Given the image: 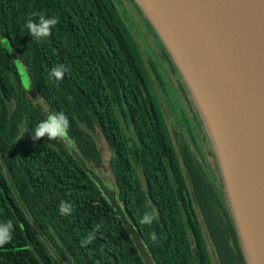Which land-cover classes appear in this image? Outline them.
Listing matches in <instances>:
<instances>
[{"label":"trees","instance_id":"trees-1","mask_svg":"<svg viewBox=\"0 0 264 264\" xmlns=\"http://www.w3.org/2000/svg\"><path fill=\"white\" fill-rule=\"evenodd\" d=\"M40 12L59 23L37 41L25 24ZM0 36L30 84L29 92L0 44V223H13L12 240L0 246V264H144L76 154L105 184L112 182L155 264H210L195 209L185 199L180 162L198 188L203 173L186 147L178 156L149 68L113 1L0 0ZM57 64L69 68L62 81L48 78ZM60 111L75 146L33 141L35 126ZM97 134L107 145V163ZM61 200L73 205L70 215L60 214ZM153 209L157 218L141 224ZM101 223L96 239L81 246Z\"/></svg>","mask_w":264,"mask_h":264},{"label":"water","instance_id":"water-1","mask_svg":"<svg viewBox=\"0 0 264 264\" xmlns=\"http://www.w3.org/2000/svg\"><path fill=\"white\" fill-rule=\"evenodd\" d=\"M133 1L204 125L245 264H264V0ZM75 156L116 204V192Z\"/></svg>","mask_w":264,"mask_h":264},{"label":"flooded vegetation","instance_id":"flooded-vegetation-1","mask_svg":"<svg viewBox=\"0 0 264 264\" xmlns=\"http://www.w3.org/2000/svg\"><path fill=\"white\" fill-rule=\"evenodd\" d=\"M154 43L156 42L154 41ZM156 45L160 51L159 54L161 62L166 66V69H163L162 66L156 62L150 61L149 67L151 72L155 75V79L158 84L162 85L159 81L157 70L154 65H156V67L158 66L160 70H163L167 74L169 81L168 86L173 93L174 85L172 81L175 80L177 82V87L182 92L191 115V122H188L187 118L182 115L183 120H185V123H183L184 126L191 131L190 139L187 140L176 133H174L173 136L170 128H168L172 141L176 147V151L178 152V156L180 158L182 157L181 149L186 147L189 153L192 155L194 162H196V167L203 173L201 177L202 180L201 182L199 181L198 188L192 181L185 164L182 163V161L180 162V168L184 176V184L186 188L184 190L185 199H190L191 204L195 209V218L203 238L205 250L210 260V264H245L239 238L235 228L234 219L228 206L227 195L223 186L213 148L211 143H209V137L191 99V96L171 57L167 53L163 54L164 47L162 49L159 44L156 43ZM155 79L152 78L154 92L157 96L161 111L163 112L164 118L166 120L165 108L161 102V97L158 95L155 88ZM162 88L165 90L163 85ZM177 108L179 110L182 107L177 106ZM182 111L183 109L180 110V112ZM166 123L168 125L167 121ZM191 128L196 130L197 134H194ZM197 139H200L201 146L197 144ZM209 158L211 159V162H209ZM141 182L145 187V181L143 177L141 178ZM205 198L208 199L209 209L204 215L202 214L200 201L204 203ZM155 213L156 216H158V212L156 210ZM183 216L184 219L187 218L185 214Z\"/></svg>","mask_w":264,"mask_h":264},{"label":"rangeland","instance_id":"rangeland-1","mask_svg":"<svg viewBox=\"0 0 264 264\" xmlns=\"http://www.w3.org/2000/svg\"><path fill=\"white\" fill-rule=\"evenodd\" d=\"M120 17L124 21L128 31L130 34L135 38L139 50L141 52V55L143 56L144 62L149 68V71L151 73V76L153 79H155V75L151 72L149 67V62L153 61L157 64H160L163 69H166V66L161 62L160 59V51L157 47L156 43L161 46L163 49L164 45L162 44L159 37L156 35L153 27L147 20V18L144 16V14L141 12V10L138 8V6L135 4L133 0H112ZM154 41L156 43H154ZM0 44L1 46L11 54L12 58L14 59L17 67V71L20 76L21 84L22 86L30 92V84L28 81V78L23 71L22 67L20 66L19 60L13 50L11 49L9 42L6 38L0 36ZM163 54H168L166 48L164 47ZM154 67L157 70V76L159 78V81L164 86L165 90L162 88V85L158 84V82L155 79V88L158 93V95L161 97V102L165 108L166 112V121L168 122V127L170 128L173 136L174 133L181 135L185 139H190L191 131L188 130L187 127L184 126L183 123H185L182 118V115L187 118L188 122H191V115L189 111V107L186 104V100L182 95V92L177 87V82L173 80L174 85V93L169 88V81L167 74L160 70V68L156 65ZM175 81V82H174ZM176 90V91H175ZM178 104V105H177ZM177 106L182 107L178 110ZM187 106V107H186ZM180 112V110H182ZM187 126V125H186ZM191 126V125H190ZM192 129V128H191ZM192 132L194 134H197V131L192 129ZM97 144L102 151V156L104 158L105 163H107L108 160V148L107 145L100 135H95ZM197 144L201 146L200 139L196 140ZM210 143V141H209ZM201 148V147H200ZM203 149V148H201ZM206 157V155H205ZM209 162H211V159L209 158ZM142 178V175H140ZM112 184V182H111ZM110 183H106V186L112 189V185ZM101 190V189H100ZM104 195V194H103ZM105 196V195H104ZM106 197V196H105ZM108 202L110 203L111 207L115 210L117 216L119 217L120 221L126 228L128 234L130 235L135 248L137 252L139 253V256L141 257L144 264H155L153 259L151 258V255L147 251L146 247L144 246L136 228L134 225L129 221L127 216L125 215V212L120 204V202L117 199L116 196V204L111 202L108 197H106ZM117 205L120 207L117 208ZM139 242L141 243L142 247L139 245Z\"/></svg>","mask_w":264,"mask_h":264},{"label":"clouds","instance_id":"clouds-1","mask_svg":"<svg viewBox=\"0 0 264 264\" xmlns=\"http://www.w3.org/2000/svg\"><path fill=\"white\" fill-rule=\"evenodd\" d=\"M37 19H28L25 28L31 37L37 41L48 38L52 34V30L59 23L58 17H47L43 12L33 13ZM69 71L68 66L64 64L54 65L48 74V78L53 81H62L64 75ZM70 121L67 115L63 112H53L47 115L46 119L41 120L31 132L33 141L47 138L48 140L67 141L70 147H74V141L69 138ZM73 205L69 202L61 200L59 204V212L61 215H70L73 211ZM155 209L151 213L145 212L140 219L141 224H151L155 220ZM103 227L102 223L97 224L94 230L89 232L84 239L81 240V246L91 244L95 239L97 232ZM13 223L6 221L0 223V246L8 244L13 238ZM155 240L156 236L153 233L150 237Z\"/></svg>","mask_w":264,"mask_h":264}]
</instances>
